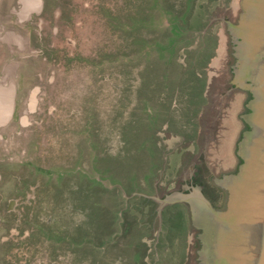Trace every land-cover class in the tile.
<instances>
[{"label":"rangeland","instance_id":"rangeland-1","mask_svg":"<svg viewBox=\"0 0 264 264\" xmlns=\"http://www.w3.org/2000/svg\"><path fill=\"white\" fill-rule=\"evenodd\" d=\"M234 1L0 0L1 264H187L189 207L158 202L203 149Z\"/></svg>","mask_w":264,"mask_h":264},{"label":"water","instance_id":"water-1","mask_svg":"<svg viewBox=\"0 0 264 264\" xmlns=\"http://www.w3.org/2000/svg\"><path fill=\"white\" fill-rule=\"evenodd\" d=\"M222 21L203 149L158 211H190L187 264H264V0H235Z\"/></svg>","mask_w":264,"mask_h":264},{"label":"flooded vegetation","instance_id":"flooded-vegetation-1","mask_svg":"<svg viewBox=\"0 0 264 264\" xmlns=\"http://www.w3.org/2000/svg\"><path fill=\"white\" fill-rule=\"evenodd\" d=\"M9 86V85H8ZM190 88V87H189ZM188 88V89H189ZM7 89H9V90H11L10 89V87H7ZM1 95V94H0ZM186 95V100H184V105H181V109L180 108H178L177 109V111H176V114L175 115H177V119H175L176 120V123H178V122H180V118L178 117V113H180V112H184L185 114H187V113H190V114H192L193 113V111H194V108H195V106L196 105H198L199 104V101H200V99H199V95L197 94V93H192V95H191V93H187V94H185ZM8 96H10V98L12 97V95L11 94H9ZM186 101V102H185ZM160 102H162L163 103V100H159V99H157V102H154L153 101V105L155 104V106H157V104L158 105H160ZM161 103V104H162ZM161 110H163V109H160L159 107H157L156 109H154V114H155V117H147L146 118V122L148 123V125L149 126H151V127H154L156 124H157V121H158V118H159V115L160 114H158ZM181 117V116H180ZM179 118V119H178ZM163 119V118H162ZM193 139V138H192ZM191 139V142L193 141ZM184 206H186V204H183ZM181 206V205H180ZM12 231H14V230H12ZM15 232V231H14ZM15 233H17V232H15ZM16 248V247H15ZM14 248V252L16 253V249ZM17 249H19V247H17ZM18 252V251H17ZM11 254L12 253H8V257H10V259H13V257L11 256ZM7 255V254H6ZM6 255H3V256H0V261L1 260H5V256ZM13 261H14V259H13ZM3 262V261H2ZM16 261H14V263H15ZM1 264V263H0Z\"/></svg>","mask_w":264,"mask_h":264},{"label":"crops","instance_id":"crops-1","mask_svg":"<svg viewBox=\"0 0 264 264\" xmlns=\"http://www.w3.org/2000/svg\"><path fill=\"white\" fill-rule=\"evenodd\" d=\"M0 94V118L4 119L8 116L10 110L9 107L12 103V97L10 98V96H8L11 94V90L6 87L4 92L0 90Z\"/></svg>","mask_w":264,"mask_h":264},{"label":"bare ground","instance_id":"bare-ground-1","mask_svg":"<svg viewBox=\"0 0 264 264\" xmlns=\"http://www.w3.org/2000/svg\"><path fill=\"white\" fill-rule=\"evenodd\" d=\"M10 108V107H9ZM5 119V118H4ZM6 119H7V117H6Z\"/></svg>","mask_w":264,"mask_h":264}]
</instances>
